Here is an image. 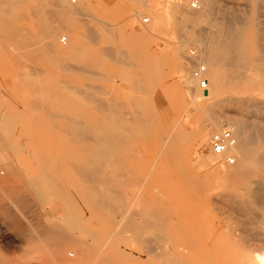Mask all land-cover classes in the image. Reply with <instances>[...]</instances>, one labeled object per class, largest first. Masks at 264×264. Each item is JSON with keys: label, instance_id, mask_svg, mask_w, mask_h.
Segmentation results:
<instances>
[{"label": "rangeland", "instance_id": "1", "mask_svg": "<svg viewBox=\"0 0 264 264\" xmlns=\"http://www.w3.org/2000/svg\"><path fill=\"white\" fill-rule=\"evenodd\" d=\"M200 4L0 0V206L23 230L0 209V261L51 258L21 246L62 234L79 264H258L264 173L251 168L246 184L220 176L239 160L224 166L209 146L220 124L264 134V0ZM241 30L244 68L223 60L220 85L208 72L220 93L196 101L190 53L206 63L211 39ZM78 124L99 136L74 135Z\"/></svg>", "mask_w": 264, "mask_h": 264}, {"label": "bare ground", "instance_id": "2", "mask_svg": "<svg viewBox=\"0 0 264 264\" xmlns=\"http://www.w3.org/2000/svg\"><path fill=\"white\" fill-rule=\"evenodd\" d=\"M66 2H68L69 3L68 6L71 7V6L75 5V4H77L78 3V0L74 4L73 3H70L68 0H66ZM189 2H190V0H189ZM190 5H191V3H190ZM205 13H206V11H205ZM62 14H64L66 16V18H68V19H70L72 17V11L71 10H65ZM66 18H65V20H67ZM199 18H201V17H199ZM146 19L150 20V18H148V17ZM46 29L48 30V31H46L48 33V34L46 33V35L48 36L47 38L49 39L50 38L49 29L50 28L49 27L48 28L46 27ZM244 33H245V31L244 30H241V31L237 32L236 34L233 33L234 34L233 36L231 35L229 38H227L225 40L221 39L218 36H215L213 39H211L212 42H210V45H209V47H207V50H205L204 56H206V59H205L206 60L205 61L206 63H204V62H201V63H204L206 65V67L209 66V71H208V68H207L206 75L208 77V72H209V74L211 73V75L213 77V80L216 82L217 85H220V83H221V76H223V74H224V73L222 74V69L224 68L223 66H225V65L222 64L223 63L222 62L223 60H226L228 58L230 60V65L236 66V67H240V68L245 64V62L247 60L248 52H247V49H245V44L243 43V38H244L243 37V34ZM24 37H25V35H24ZM27 37H29V36H27ZM33 38H34V36H33ZM47 38H45V39H47ZM62 42H63L62 49L65 50V51H67L68 53L71 52L76 47L75 42H74V37L72 35H70L69 39L67 37L62 38ZM44 43H46V41L45 42H42V44H44ZM192 52H195L196 53V51L194 49L192 50ZM243 68H244V66H243ZM213 80H212V82H213ZM210 82H211V80L209 78V83ZM208 86H209V84H208ZM187 87H188L187 89L189 91L188 93L193 94V96H194V98H195L196 101H198V100H201L202 101V100H205V99H208V98L213 97L215 94L220 93V86H209L208 87V90H205V92H203V90H201L202 92L199 91L200 93L199 92L198 93H192L191 86H187ZM206 91H208V92H206ZM132 96H134V95H132ZM109 99H111V97H109ZM99 101H100V104L102 102H103L102 104L105 103L103 100L102 101L99 100ZM103 107H104L103 109H105L106 107L109 108L110 105H108V104L105 103ZM114 107H115V105H113V108ZM108 108H107V110H108ZM115 109L119 110L118 108H115ZM117 110L115 111L116 112V115H118ZM113 114H115V113L113 112ZM213 124L216 125V121H214ZM70 125L71 124H69V126ZM80 125L79 124L77 125V127H76L77 128L76 129L77 131L74 132V135L77 134L76 136L79 135V136H82L83 139L85 137V138H88L91 141H94L97 138V136H99V135H97L99 129L98 130L97 129L95 130L94 128H91V127H88L87 128L88 125L87 126H84L85 127L84 128V127H82ZM220 125H219V127H223V128L224 127H228V128H230L232 130V132L235 133V137H236V140H237L236 141V145L231 148L230 152L233 153L236 156V159L239 160L238 161L239 163H238V165H237V167H236L235 170H233V171H224V173L221 174L220 176H224V177H227L229 179L235 178L241 184H246L248 182V177H243V174L249 173L251 171V168H252V170H253V167L254 168H259L264 173V149H262V145H264V134H261V136L257 137L256 140L253 139L254 137L253 138L250 137V138H252V140H250L249 135L247 134L245 128L241 124L232 125V124H229V123H225V124H220ZM89 126H91V125H89ZM218 130H220V129H218ZM100 133H101V130H100ZM93 135L94 136L97 135L94 140L91 138V137H93ZM236 135L239 136V137H237ZM98 140H99V138H98ZM86 144H87V139H86ZM95 144H96V142H95ZM250 144H252V145H250ZM86 146H89L90 147V145H86ZM90 154H91V152H90ZM214 156L216 158H219V160H220V157L219 156H217V155H214ZM2 162H3V160H2ZM220 162H221V160H220ZM222 164L224 166L226 165L224 163H222ZM2 168H3V166H2ZM4 174H5V171H4ZM4 174H0V175L3 176ZM262 178H264V177L262 176ZM262 178L259 179V177H258V179L260 180V182H261V179ZM262 183H263V181H262ZM26 190L27 189H25V191ZM251 190H252V188H251ZM14 197H15V195L13 196V199H14ZM22 197H24V196H22ZM19 198L21 200V196ZM252 199H253V197H252ZM28 200H31V199H28ZM17 202H18V200H17ZM17 202H16V204L18 206V203ZM24 202H26V200ZM33 206L31 208H33ZM0 209H1V212L7 218V220L10 221V222L8 221L9 223H13L14 225H16V224L18 225L19 231H20L19 233L21 234L23 232V230L21 228L22 227L21 226L22 223H21V221L17 220V216H16L15 210H13L11 208V206L9 204H7V203L2 204L0 206ZM26 211H27V209H26ZM27 212H29V211H27ZM25 214H27V213L25 212ZM32 220H34V219H32ZM41 222L43 223V220ZM43 226H45V229L41 230L42 231L41 234L39 233L40 231H38V233L41 236H43L47 241H50V240L54 239L53 238V235H52V231L50 229H48V227L46 225H43ZM56 238L57 239L54 242H45V240H44V242L38 243V242H35V240L37 238L34 235V236H31V242H29L27 248H23L21 246V251L22 252L27 251L30 254H32V253L38 251L39 249H42V248L45 247V248H47V249L50 250L51 258H42V259H39L40 262L37 263V262H34V260H33L34 258H31V257L28 258L27 256H24V257H21V258H17L16 257L14 259H9V260H4L3 259V260L0 261V264H79V262H78L79 260H77V261H74L73 260L72 261V260L68 259V257L64 253L68 238L66 236L62 235V234H57ZM27 240L29 241V239H27ZM19 248H17V249H19ZM102 248H104V247H102ZM263 254L264 253H262V255L258 257V259L260 258L259 261H258V264H264V255ZM259 255H260V253H259ZM127 263H128V261H127ZM91 264H108V262L100 261L99 263H94L93 262Z\"/></svg>", "mask_w": 264, "mask_h": 264}, {"label": "built area", "instance_id": "3", "mask_svg": "<svg viewBox=\"0 0 264 264\" xmlns=\"http://www.w3.org/2000/svg\"><path fill=\"white\" fill-rule=\"evenodd\" d=\"M70 3H76L77 0H68ZM191 7L193 9H199V0H190ZM150 20L144 19L143 22H149ZM194 61V68L192 71L193 78L198 83V88L202 90H208L209 78L207 77V67L204 63H201L197 57V53H190ZM236 137L232 130L228 127H224L220 130L213 131L210 137L209 150L220 157L222 163L226 165H233L236 163V156L230 152L231 148L236 145ZM0 174H4L2 165L0 164Z\"/></svg>", "mask_w": 264, "mask_h": 264}, {"label": "crops", "instance_id": "4", "mask_svg": "<svg viewBox=\"0 0 264 264\" xmlns=\"http://www.w3.org/2000/svg\"><path fill=\"white\" fill-rule=\"evenodd\" d=\"M168 86H179L178 84H175L174 82H170Z\"/></svg>", "mask_w": 264, "mask_h": 264}]
</instances>
